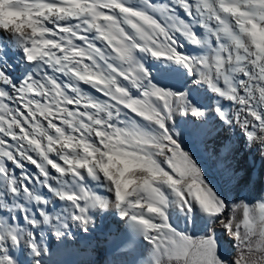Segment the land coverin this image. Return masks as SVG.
<instances>
[{
	"label": "snow or ice",
	"instance_id": "obj_1",
	"mask_svg": "<svg viewBox=\"0 0 264 264\" xmlns=\"http://www.w3.org/2000/svg\"><path fill=\"white\" fill-rule=\"evenodd\" d=\"M149 59L196 88L162 87ZM177 116L205 147L237 128L264 157V0H0V264H44L48 233L63 243L106 215L121 264H264V197L210 185ZM238 148L225 135L208 155L243 189L261 177Z\"/></svg>",
	"mask_w": 264,
	"mask_h": 264
},
{
	"label": "bare ground",
	"instance_id": "obj_2",
	"mask_svg": "<svg viewBox=\"0 0 264 264\" xmlns=\"http://www.w3.org/2000/svg\"><path fill=\"white\" fill-rule=\"evenodd\" d=\"M146 66L151 70L152 75L156 78V81L166 89L189 91L195 89L196 86L193 84V78L183 74L182 70L176 69L170 73H161L158 71V65L152 60L145 61ZM11 67L9 71L13 76H19L23 68L17 60L11 61ZM169 80V81H168ZM201 95L197 96L202 103L209 104L212 97L205 95L206 89L200 90ZM227 102H224V107H229ZM190 121L182 117H175L172 122V127L176 128L181 132L178 137L184 149L190 152L196 162L204 170L205 177L210 185H212L221 195H226L228 189L227 183L223 180L221 175L218 173L215 167V162L209 157L208 153L214 151L219 146V142L224 138L225 135L236 134L234 130L228 129L227 133L222 134L214 140L207 141V146L201 145L192 139L190 128ZM236 154V153H235ZM240 158V157H239ZM31 167V166H29ZM241 171H252L249 165L244 163L242 168H238ZM236 198L238 199L241 195L240 189L230 187ZM256 194L254 196H264L263 190L256 185ZM170 212L173 213L176 223L182 226V217L179 216L178 209L170 208ZM95 227L88 233H82L78 230H73V239L66 240L63 243L57 241L55 237L48 233L46 235L45 243L49 247V255L43 257L44 264H110L115 261L116 264H121L122 261L127 259L119 255H114L117 247L124 240V230L121 227L117 230V218L113 215H106L104 217H94ZM111 228V239H108L106 233L108 228ZM218 232L222 231L219 227L216 229ZM225 238L228 237L225 234ZM146 247L143 242H140L137 251L143 250Z\"/></svg>",
	"mask_w": 264,
	"mask_h": 264
},
{
	"label": "rangeland",
	"instance_id": "obj_3",
	"mask_svg": "<svg viewBox=\"0 0 264 264\" xmlns=\"http://www.w3.org/2000/svg\"><path fill=\"white\" fill-rule=\"evenodd\" d=\"M232 130H234L236 134H233L235 137H233L232 135L231 137L233 141L237 142V144L239 145L238 151L233 157L235 166L237 168H242L244 163L245 164L247 163L250 169H252L251 172L254 174V176L255 174L258 173L261 177V179L258 182L250 184L243 189H240L241 192L240 197H245L249 201H253V203H255L254 201L255 199L264 197V196H254L257 190L256 185H259V188L262 190L264 188V157H261L256 149L244 147V140L239 130L237 128H233ZM227 187L228 189L226 190V196H228L229 198L237 199L234 191L230 188L232 186L227 184ZM217 235L221 238L224 249L226 251L229 250L231 246L230 241L229 239L225 238V234L223 233V231L218 232ZM45 241H46V236L44 237V243ZM45 246L48 247L46 243Z\"/></svg>",
	"mask_w": 264,
	"mask_h": 264
}]
</instances>
